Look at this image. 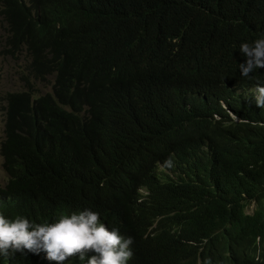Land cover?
Returning <instances> with one entry per match:
<instances>
[{
	"label": "trees",
	"instance_id": "trees-1",
	"mask_svg": "<svg viewBox=\"0 0 264 264\" xmlns=\"http://www.w3.org/2000/svg\"><path fill=\"white\" fill-rule=\"evenodd\" d=\"M0 20L7 53L26 51L30 74L6 95L0 213L51 223L90 208L134 238L136 264H199L216 246L254 260L264 109L235 90L264 82V69L252 79L239 69L241 43L264 37V0H0ZM31 78L53 79L52 90ZM192 134L216 145L219 167L184 181L155 174ZM0 264L41 262L23 250Z\"/></svg>",
	"mask_w": 264,
	"mask_h": 264
},
{
	"label": "clouds",
	"instance_id": "clouds-1",
	"mask_svg": "<svg viewBox=\"0 0 264 264\" xmlns=\"http://www.w3.org/2000/svg\"><path fill=\"white\" fill-rule=\"evenodd\" d=\"M239 50L246 57L245 63L239 64L241 77L252 79V74L258 69H264V37L252 43H241ZM254 90L239 86L235 97L244 96L255 103L256 107L264 109V82L255 81ZM199 95V94H198ZM203 92L200 97H206ZM221 108L229 114V123L241 119L228 109L227 103L221 100ZM221 115H216L220 119ZM182 144L161 157L155 164V174H167L172 181H184L190 175L206 176L219 167L216 145L200 136L188 135ZM140 193L147 194L144 187ZM254 202V201H252ZM250 203L247 205V207ZM252 215L253 213L247 212ZM256 209V208H255ZM240 221L229 222L221 230L237 229ZM248 246L247 240L241 241ZM134 238L112 228L106 221H101L100 213L92 209H84L71 214H63L51 223H36L24 216L12 219L0 213V256L8 257L16 251L34 252L41 264H65L71 258H78L86 264H136L138 255L133 246ZM216 256L199 258V264H241V257L228 246L213 247ZM95 253L94 255L89 253ZM254 260L249 264H264V239L258 235L255 240Z\"/></svg>",
	"mask_w": 264,
	"mask_h": 264
},
{
	"label": "rangeland",
	"instance_id": "rangeland-1",
	"mask_svg": "<svg viewBox=\"0 0 264 264\" xmlns=\"http://www.w3.org/2000/svg\"><path fill=\"white\" fill-rule=\"evenodd\" d=\"M5 27V24L0 20V148L5 137V107L7 105L6 95L9 92L26 89L24 85L25 77H30L27 70L29 62L27 52L24 51L19 57H13L7 53V48L5 46ZM30 81L41 93L52 90L51 85L53 83V79H51L48 83L36 82L33 78H31ZM2 162L3 158L0 154V185L4 186L7 175L2 167ZM255 208L256 203L251 202L247 207V212L253 213Z\"/></svg>",
	"mask_w": 264,
	"mask_h": 264
}]
</instances>
